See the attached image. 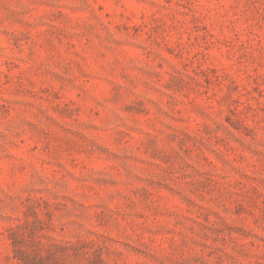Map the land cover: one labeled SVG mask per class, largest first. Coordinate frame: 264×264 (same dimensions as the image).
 <instances>
[{"label":"rangeland","instance_id":"obj_1","mask_svg":"<svg viewBox=\"0 0 264 264\" xmlns=\"http://www.w3.org/2000/svg\"><path fill=\"white\" fill-rule=\"evenodd\" d=\"M0 264H264V0H0Z\"/></svg>","mask_w":264,"mask_h":264}]
</instances>
